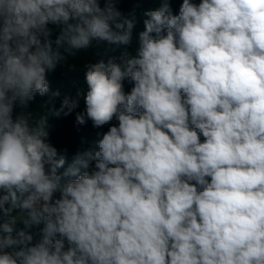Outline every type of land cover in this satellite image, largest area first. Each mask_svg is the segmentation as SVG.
Wrapping results in <instances>:
<instances>
[{
  "label": "clouds",
  "instance_id": "clouds-1",
  "mask_svg": "<svg viewBox=\"0 0 264 264\" xmlns=\"http://www.w3.org/2000/svg\"><path fill=\"white\" fill-rule=\"evenodd\" d=\"M117 2L0 0V264H264V0H159L131 51ZM104 42L74 98L25 111ZM81 100L109 127L65 168L48 117Z\"/></svg>",
  "mask_w": 264,
  "mask_h": 264
},
{
  "label": "trees",
  "instance_id": "trees-1",
  "mask_svg": "<svg viewBox=\"0 0 264 264\" xmlns=\"http://www.w3.org/2000/svg\"><path fill=\"white\" fill-rule=\"evenodd\" d=\"M103 7L104 0H100ZM194 3H199L200 0H192ZM182 0H171V7L174 14L179 13ZM159 6V0H118L116 7L124 17L131 18L133 10L138 23L133 30L132 43L127 46L129 50H134L138 41L139 31L142 30L143 13L148 9H155ZM52 29L51 39L55 40L59 34L60 28L56 25H49ZM55 47V46H54ZM120 51V47L116 45H109L107 42L94 46L93 48L82 51L76 56H66L65 60L61 61L54 71L47 74L46 78L49 82V92L44 96L36 94L34 100L29 102L27 112L33 114H43L48 108L52 107L48 102L52 100L56 108H59L64 96L75 97L78 89L85 85V64L96 61L100 58H106L110 55H116ZM131 84L124 81L125 91H129ZM59 91L58 97H53L52 93ZM85 108L83 100L80 105L71 114L60 117L49 115L48 117V131L49 142L57 149L58 156L63 155L66 158L65 168L72 163L75 154L80 150L92 149L98 150V140L101 138L98 133H103L108 130L109 125L102 128H94L90 120H86L85 124L80 125L76 123L75 116L77 112H82ZM19 108L14 110V118L19 114ZM115 123V121H113ZM203 139V137H201ZM60 169L59 171H63ZM24 225L18 223L17 229H22Z\"/></svg>",
  "mask_w": 264,
  "mask_h": 264
}]
</instances>
